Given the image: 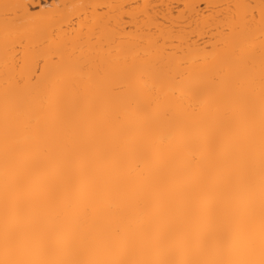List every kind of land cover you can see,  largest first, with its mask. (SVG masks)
<instances>
[{
    "label": "bare ground",
    "instance_id": "6f19581e",
    "mask_svg": "<svg viewBox=\"0 0 264 264\" xmlns=\"http://www.w3.org/2000/svg\"><path fill=\"white\" fill-rule=\"evenodd\" d=\"M41 1L0 0V264H259L264 0L205 17L198 56L146 60L92 58Z\"/></svg>",
    "mask_w": 264,
    "mask_h": 264
},
{
    "label": "rangeland",
    "instance_id": "374dc122",
    "mask_svg": "<svg viewBox=\"0 0 264 264\" xmlns=\"http://www.w3.org/2000/svg\"><path fill=\"white\" fill-rule=\"evenodd\" d=\"M55 1L58 0H45L47 3L54 2L53 4H58V2L55 3ZM65 1L66 4L62 7L66 9V12L64 10L66 13V16H64L65 19L62 18V21L57 22L54 29L61 32H67L69 30H79L84 34L87 32L90 34L89 37L91 42L98 41L97 39L102 42L101 46L97 45L96 49L94 48V50L90 52L91 54L93 53L92 58L96 59L99 54V57H114L121 60L130 58L146 60L160 56H169L171 54L179 58H187L189 55L198 56L205 42L208 40L207 36L216 30L215 28V30L208 31L210 27H205L206 25H204L205 29L208 28L206 29V36L205 29H203V19L208 17V15L213 16L212 18H215V27L217 26L218 29V31H216H226L224 27V11L226 9H231L230 4L232 3L230 0H212V4L208 8H205V5L201 3L195 7L193 12H190V9L187 7L189 0H64V2ZM45 2L41 1V4ZM3 7L4 10L6 7ZM165 7H168V9L170 8L169 10L171 12L169 13L170 15H167L166 19L161 20L162 18L159 14L156 15L155 12H161V9H166ZM9 8L11 7L9 6ZM9 8H6L4 12H2V10V14L1 12L0 14L8 18L11 14ZM1 9L2 8H0V10ZM30 10L32 13H36L39 9L37 7H32ZM211 21L212 20H210V22ZM135 23H138L136 26L140 28V30L136 29V27L134 28ZM211 24L210 26H212ZM89 26L92 28L91 31L88 30ZM96 26L97 28L95 29L94 27ZM118 27H120V30L117 29ZM121 27L124 29L123 32L121 31ZM102 28L103 30L104 28L105 30L111 29V31L117 29L120 33L116 32L117 34L115 33V35H111L110 33L112 37H110V39L109 36H105L106 32L107 35H109L108 31L105 32ZM97 29L99 30L97 31ZM139 31H141V33ZM107 38H109V40ZM214 39L216 38L210 39L212 40L211 42H213ZM105 41L109 44L107 42L106 44ZM192 45L196 48L194 54L188 52V50L192 49ZM97 50L100 51V53ZM91 54L90 56H92ZM84 55L86 56L87 54H83V56ZM43 56L42 54L37 58V64L40 65L42 63ZM52 58L55 59V56H52Z\"/></svg>",
    "mask_w": 264,
    "mask_h": 264
},
{
    "label": "snow or ice",
    "instance_id": "6c2138e0",
    "mask_svg": "<svg viewBox=\"0 0 264 264\" xmlns=\"http://www.w3.org/2000/svg\"><path fill=\"white\" fill-rule=\"evenodd\" d=\"M5 7L7 8L8 6L5 5ZM259 264H264V251H262L261 260L259 261Z\"/></svg>",
    "mask_w": 264,
    "mask_h": 264
}]
</instances>
